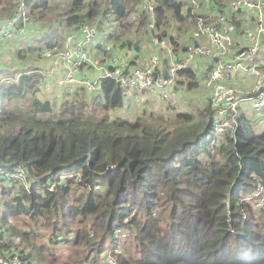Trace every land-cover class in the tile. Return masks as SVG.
<instances>
[{
    "label": "trees",
    "instance_id": "16d2710c",
    "mask_svg": "<svg viewBox=\"0 0 264 264\" xmlns=\"http://www.w3.org/2000/svg\"><path fill=\"white\" fill-rule=\"evenodd\" d=\"M23 1L34 19L7 37L15 43L7 55L21 59L33 52L52 66L42 52L61 48L67 33L79 38V27L87 23L103 36L86 46L88 56L102 52L105 63L115 51L131 49L127 34L135 22L142 41L164 39L166 45L152 54L165 75L186 48L181 26L194 25L188 44L196 14L205 18L209 8L223 10L221 0H198L193 15L188 0H145L154 5L150 27L152 19L140 10L144 0ZM19 3L0 0V23ZM164 21L181 23L174 25L175 36L171 27L162 28ZM131 50L139 52L138 44ZM92 60L80 66L75 83L50 80L75 84L72 94L57 101L44 89L47 76L39 67L0 78V165L21 164L26 171L23 180L0 178V239L9 221L8 238L23 245L4 239L2 247L26 264H90L107 254L117 264H264V208L255 206L253 196L264 185V125L253 128L241 113L224 131H215L218 113L210 94L196 114L174 112L169 103L158 113L143 108L133 118L112 115L133 103L114 79L96 76ZM189 64L177 71L176 85L198 86L197 70ZM83 67L93 71L87 78L96 81L93 89L78 78ZM212 67L206 66V74ZM166 205L163 220L158 212ZM58 242L66 243L65 254L54 248Z\"/></svg>",
    "mask_w": 264,
    "mask_h": 264
},
{
    "label": "built area",
    "instance_id": "2783aa9c",
    "mask_svg": "<svg viewBox=\"0 0 264 264\" xmlns=\"http://www.w3.org/2000/svg\"><path fill=\"white\" fill-rule=\"evenodd\" d=\"M198 5V0H188L189 12L196 14ZM230 5L233 12L243 9L246 15L251 16L255 22V27L245 29L243 34L245 48L236 55V63H222L218 59L209 73L207 83L212 85L210 102L218 113L212 126L217 132L224 131L239 117L238 102L240 100L245 98V100H252L255 107L264 106V55L256 54L259 42L264 36V0H232ZM140 10L147 11L152 19L149 26L153 27L154 5L144 0L140 3ZM133 18H135V14ZM33 19L28 14L24 1L20 0L14 15L0 23V34L8 37L12 31H17L18 26L19 30L23 31L28 23L33 22ZM235 27V24L229 20L225 13L209 8L205 18L196 14L193 38L186 46L183 57L172 63L167 75L162 73L159 56L152 54L142 67L134 68H130L129 62L125 58L113 57L110 60V68L105 71L104 76L118 82L122 94L129 99L137 100L145 90L149 92L158 91V96L161 99H169L176 84L177 71L187 67L195 56L217 58L216 56L219 54H225L231 45V32ZM79 31L81 33L79 38L74 32L67 33L61 48L54 47L42 52V55L52 59L50 72L53 73L56 70L63 72V76L59 78L61 83L77 82L76 73L80 66L89 60L86 46L94 37L96 29L93 25L85 23L79 27ZM153 40L157 39L153 38ZM159 42L165 43L164 39H160ZM242 59L247 60L245 66L242 65ZM242 66L254 76L253 89L249 93H246L242 88L240 90L236 85L220 82L222 77L231 76ZM80 82L90 89H93L96 83V81L89 82L85 79L80 80ZM25 177L26 171L21 164L11 167L5 164L0 165V178L2 179L23 180ZM253 196H258L255 206L264 208V185H259ZM3 240L0 239V264H26L16 251L2 247ZM19 241V238H12L9 242L16 245ZM90 264L117 263L111 254H107L99 262L92 261Z\"/></svg>",
    "mask_w": 264,
    "mask_h": 264
},
{
    "label": "crops",
    "instance_id": "0c3cea01",
    "mask_svg": "<svg viewBox=\"0 0 264 264\" xmlns=\"http://www.w3.org/2000/svg\"><path fill=\"white\" fill-rule=\"evenodd\" d=\"M231 1L232 0H226V1L221 0L223 10H221V11L217 10V11L225 13L228 16L229 20L231 22H233L236 26L235 29L231 32L232 41H231V45L229 47V50L227 52V53L231 54V57H232V61H228V62H235L237 60L236 55L238 54V52L245 48V43L243 42L244 31L246 28H254L255 22L251 16L246 15V13L243 9L239 10L238 12H233L231 5H230ZM205 5H207V4H205ZM185 8H186V6H185ZM204 9H205V6L203 4L200 7V10L204 11ZM187 18H190V17H187ZM187 21H190V20H187ZM252 22L254 23V26L250 25V24H252ZM193 26L194 25L192 24V28H193ZM179 35H180V32H179ZM190 35L191 34H189L188 37H186V38H183L180 35V41L182 39L184 40V42H183L184 44L181 43V45H183L184 48H185V46H187L189 44V43L187 44V42H188ZM0 36L4 37V38H0V44H1L0 45V74H1L0 78L2 76H5V75H12L15 73H19L20 71L25 70L27 68L39 67L40 70L43 73H45V75L47 76L46 80L48 81V84L46 86H44V89H46V91L49 92V96H50V98H53L52 99L53 101L54 100H56V101L61 100V99H63V97H67L74 92V90L76 88L74 86L75 84H69V85L67 84V85L60 86V85H56L50 81L54 78H57L59 81V78H61L63 76V72L61 70H56V72H53V73L50 72L51 66H50L49 60H45L43 58L38 63V60H34V57L21 58V59L18 57L15 58L14 52L7 55L6 52L8 51V49H13L15 47V43L14 42L8 43V42H6V40H7L6 36H3L2 34H0ZM262 38H264V36ZM262 38L259 42V48L256 52L257 55H258V53H264V42L262 41L263 40ZM261 41L263 43H261ZM153 42L156 44H154ZM158 45L159 46H165L166 43H165V45H162L159 41L149 42L146 46L150 50V53L143 55V56L139 54L140 51L136 52V51H133L131 49H129L128 51H125L123 49H120V50L115 51L114 52L115 55H113L111 58L107 59V61L105 60V63L101 62V59L100 60L96 59V61L94 62L91 58H89V61L92 60V62H91L92 65H94L96 67L97 71H99L98 73H96V76L100 75L102 73H103L102 75H104L105 71L110 68V60L113 57L120 56V57L125 58L129 62V66H132V67L142 66L147 62V60L149 59V57L153 53V50L157 49L159 47ZM166 49H167L168 58L172 59L173 58V56H172L173 51L171 53V49L169 47H167ZM231 49L233 50V52L235 50L236 51L233 53L230 51ZM134 56H136V58L134 59L135 64H132V63H130L129 60H131V62H132ZM179 57H183V53L181 55V52H179ZM195 57H200V56H195ZM195 57L192 58L193 62L191 63V61H190L189 65L195 67L197 70V73H199L198 70L200 68H205L209 63L213 62L212 64L214 66L217 63V60L219 59L218 56H216L217 58L211 57L212 60L207 64L201 59L200 60H194ZM138 58H140V59H138ZM200 58H202V57H200ZM242 60L247 63L246 59H242ZM36 65H38V66H36ZM239 69L240 68H238L237 71L234 73H238ZM77 73H76V76H77ZM79 73L80 74L78 75V78H80V79L88 80L87 78L93 77V71L90 69H87L85 67H83L81 69V72H79ZM209 73H210V71L208 72V74H206V72H205L207 79H208ZM232 76H233V74L229 77H222L220 80L228 81L231 79ZM5 79L8 80V79H12V78L6 77V78H4V80ZM89 82H93V81L90 80ZM59 83H61V82L59 81ZM199 84H200V82H199ZM199 84H198V86H199ZM206 85L212 88V85L207 83V80H206ZM198 86H196V87H198ZM237 87L240 89V86H237ZM192 88H194V87H192ZM188 89H191V88H187L184 83H178L177 85L175 84V86L173 88V93L170 96V98L168 99L167 104H164L160 101L163 99H161L158 96V91H153V92L148 91L147 93H144V94L142 92V94L140 95V97L137 100H133V99H129V100H131L134 105H135V103H138L140 105V107H142V108H147L149 110H151V108L153 110H159L160 107L167 106L169 103L176 106V105L183 103V101L184 102L189 101V104H195L197 107V105L201 103L199 100H202V99L205 100L206 97H208V95L210 94V93H208L206 96H204L201 93H199V95H200L199 98H193L192 99L191 96L189 97L187 95ZM210 92H211V90H210ZM157 97H158V99H157ZM202 97H204V98H202ZM153 103H154V105H153ZM122 107H123L122 108L123 114L128 115L126 113L128 111V109H126L125 105H123ZM162 111H163V113H167V114H172V112H173V111L169 112L168 110H166L164 108ZM261 121H263V120H261ZM4 239H8V241H10V239H12V238H4Z\"/></svg>",
    "mask_w": 264,
    "mask_h": 264
},
{
    "label": "rangeland",
    "instance_id": "374dc122",
    "mask_svg": "<svg viewBox=\"0 0 264 264\" xmlns=\"http://www.w3.org/2000/svg\"><path fill=\"white\" fill-rule=\"evenodd\" d=\"M189 13L192 14L191 12H189ZM105 14L108 15L109 16L108 19L111 20V18H112L111 16L112 15L110 13H108V12H105ZM136 17H137V14H136ZM190 18H187L186 20H190V22H191ZM180 24L181 23H179L177 21H173V22L172 21H168V22L164 21V24H163L162 28L171 27L170 32L175 36L177 33H176L174 25H176V26L178 25L179 26ZM250 25L254 26V23L252 22V24H250ZM135 26H137V24L135 22H133V24L129 28L131 30L127 34L129 36L128 38H130V43H129L128 47L131 45L132 46L131 49H133V46L138 44L139 49H140V52H139L140 55L143 56V55L149 54L150 50L146 46L148 43H146L145 41L141 40L143 33L139 32ZM182 26H181V36L183 38H186L192 32V24L190 23L188 26H184V25H182ZM108 29L112 30L113 27L108 25ZM116 32H117V29H116ZM102 37L103 36H102L101 33L99 35H98V33H96L94 35L93 39L91 40V42H89L88 46L90 44L96 42V41H100V39ZM262 39H263L262 41L264 42V38H262ZM262 41H261V43H263ZM183 42H184V40L182 39L181 43H183ZM230 51L233 52L232 49ZM227 52L225 54H219L218 55V58L220 59V61L222 63H226L228 61H232L231 54H229ZM91 53H92V50H89V55H91ZM258 54L264 55V53H258ZM28 57H34V60H38V63L40 62L41 59H43L41 56L40 57H36L33 52H29L28 53ZM102 57H103L102 52H100V55H98V53H97L95 56L91 57V59L94 58V60H95V59L98 58L100 60ZM140 58H138V59H140ZM200 59L203 60L207 64L212 60L211 57H207V58L195 57L194 58V60H200ZM192 62L193 61H191V63ZM235 63H236V61H235ZM246 64H247L246 62L242 61V65L243 66H245ZM243 66L240 67L238 73H234V72L232 73L233 76L231 77L230 80H228V81L220 80V82L224 83V84H233V85H236V86H240V88H242L246 93H249L250 91H252L253 85H254V76L249 71H247ZM205 69H206V67L205 68H200L198 70L199 73H197V74L198 75L200 74L199 75V80H200L199 86L187 90V95L189 97L191 96L192 99L193 98H199V96H200L199 93H201L202 95L206 96L208 93H210V90L212 89L211 87L206 85L207 76L205 75ZM125 98H127V97H125ZM202 98H204V97H202ZM203 100L204 99L199 100V101L203 102ZM160 101L162 103H164V104H167L168 99H163V100H160ZM154 103H153V105H154ZM122 108L123 107H120V108H117L114 111H112V115L124 116V114L122 112ZM195 108H196L195 104H189V101H187V102L183 101V103H181L179 105H176L172 110L174 112L179 111V110H187V111H191L194 114H196ZM126 109H128V111L126 113L129 115V117L133 118L134 115H136L137 113H140V111L143 108L140 107V105L138 103H135V105L134 104L133 105L132 104L128 105V107H126ZM151 110H152V108H151ZM158 111L159 110H153V112H157V113H158ZM241 113L243 115H245V117L250 122V124L253 126V128L259 129V125L260 126L264 125V106L255 107L253 105L252 100H249V99L245 100V98H244V99H242V100H240L238 102V115H239V117H240ZM261 120H263V121H261ZM0 205H1V200H0ZM168 212H169V207H168V205H166L165 207H163L158 212V215L160 216L161 219L166 220L168 218ZM8 224H9V221L5 222L3 224V226H2V228L6 230L3 233L4 238H8L9 237L8 236V232H7ZM60 243L61 242H58L57 244H55L54 248H56L60 253H64V248L66 247V243L65 242H63L62 244H60ZM16 245L19 248L23 247V245L21 244L20 241L17 242ZM64 258H66V256H64Z\"/></svg>",
    "mask_w": 264,
    "mask_h": 264
},
{
    "label": "clouds",
    "instance_id": "9594fccd",
    "mask_svg": "<svg viewBox=\"0 0 264 264\" xmlns=\"http://www.w3.org/2000/svg\"><path fill=\"white\" fill-rule=\"evenodd\" d=\"M15 238H17V237H15Z\"/></svg>",
    "mask_w": 264,
    "mask_h": 264
}]
</instances>
